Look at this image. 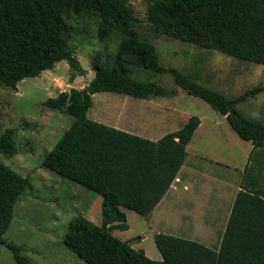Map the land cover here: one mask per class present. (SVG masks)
Instances as JSON below:
<instances>
[{
	"label": "trees",
	"instance_id": "1",
	"mask_svg": "<svg viewBox=\"0 0 264 264\" xmlns=\"http://www.w3.org/2000/svg\"><path fill=\"white\" fill-rule=\"evenodd\" d=\"M89 16L98 23L101 42L118 40L114 54L96 51V77L84 88H71L48 98V108L66 113L74 122L48 154L44 167L100 194L103 223L78 216L70 225L66 246L88 264H264V118L255 120L237 106L264 91V84L237 96H227L189 78L160 61L156 44L142 38L131 0H0V84H18L70 65V81L84 76L71 41L78 28L72 17ZM147 23L156 34L218 50L264 65V0H150ZM170 72L189 94L226 115L238 135L253 144L220 247L168 233H157L161 260L114 235L129 229L126 209L148 217L177 179L188 157L187 146L201 123L193 115L179 130L159 141L136 135L89 118L93 96L113 92L150 99L175 91L151 78ZM17 129H7L0 153L17 154ZM32 186L0 160V244L17 264H31L24 246L5 239L21 195Z\"/></svg>",
	"mask_w": 264,
	"mask_h": 264
},
{
	"label": "rangeland",
	"instance_id": "2",
	"mask_svg": "<svg viewBox=\"0 0 264 264\" xmlns=\"http://www.w3.org/2000/svg\"><path fill=\"white\" fill-rule=\"evenodd\" d=\"M149 3L150 0H131L135 14L143 20L138 26L140 36L156 44L164 66L178 69L194 81L230 97L264 84L263 64L154 33L146 21ZM71 22L78 28L71 44L81 65L88 71L86 75L77 76L71 83L70 65L64 60L40 76L26 77L18 84L17 90L0 84V139L7 129L16 128L18 148L13 156L0 153V160L32 181V186L19 199L14 220L4 237L24 246L23 253L31 264H88L64 242L69 225L78 216L98 225L103 223L104 199L100 194L44 167L45 158L74 122L72 116L48 108L44 102L71 88H84L97 74L92 66L95 52L114 54L119 48L116 39L107 43L99 41L95 18L72 17ZM174 77L170 72L143 77L175 91L160 98L169 108L166 114L179 117V123L188 114L198 117L210 115L214 108L203 99L189 94ZM142 101L124 94L100 92L93 96L89 118L111 123L118 118L117 113L122 107L130 112L128 119L137 123L138 114L145 108ZM263 107L264 91L237 106L255 120L264 118ZM212 124L215 136L196 138L189 147L188 161L196 162L204 183L212 181L222 187L227 183L229 188L236 189L244 177V173L236 168L242 169L239 164H242L241 143L244 142L227 119L213 117ZM136 126L132 128L136 130ZM194 154L201 157L196 158ZM209 156H218L220 160L212 162L207 159ZM126 213L129 229L115 230L114 235L130 241L137 249L143 246L148 250L149 257L159 260L161 253L155 244L156 233L152 231L147 217L129 209ZM0 264H17L13 252L3 244H0Z\"/></svg>",
	"mask_w": 264,
	"mask_h": 264
},
{
	"label": "crops",
	"instance_id": "3",
	"mask_svg": "<svg viewBox=\"0 0 264 264\" xmlns=\"http://www.w3.org/2000/svg\"><path fill=\"white\" fill-rule=\"evenodd\" d=\"M161 97L163 96L141 99L145 108H142L144 111L140 112L136 118L139 125L134 123L132 119H128L127 116L130 115V112L122 107L117 113L118 118L114 122H100L154 141H159L167 133L182 128L192 116V114H188L179 123V117L168 116L166 114L168 113L166 110H169V108L166 107L164 97L160 99ZM219 116L221 119L228 120L226 115L219 113L215 109H212L210 115L200 116L201 123L187 146L188 157L185 160V164L181 167L177 179L164 195L159 205L147 217L152 231L156 234L160 232L173 234L199 241L203 245L214 249L220 247L219 244H221L233 203L235 202L237 193L241 189L243 178L236 189L234 187L233 189L229 188L227 183L223 187L221 184L212 181L204 183L196 162L188 161L190 155L189 147L196 138L215 136L216 132L212 119ZM139 119L141 122H139ZM135 124L137 125L136 130L132 128ZM241 140L244 142L241 143L242 156L240 161L242 164H239L242 169L236 168L241 173H244L245 167L248 164L247 161H249L253 150V144L251 141L242 138ZM194 157L199 158L201 155L194 154ZM207 159H210L212 162L220 160L218 156H209ZM141 248L150 255L146 248L143 246ZM161 259L162 255L159 260Z\"/></svg>",
	"mask_w": 264,
	"mask_h": 264
}]
</instances>
